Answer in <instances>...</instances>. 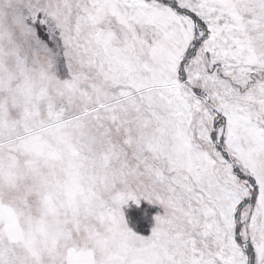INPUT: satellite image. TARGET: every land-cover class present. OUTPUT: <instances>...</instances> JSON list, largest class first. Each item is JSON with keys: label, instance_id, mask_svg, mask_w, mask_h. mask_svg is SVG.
I'll list each match as a JSON object with an SVG mask.
<instances>
[{"label": "snow or ice", "instance_id": "1", "mask_svg": "<svg viewBox=\"0 0 264 264\" xmlns=\"http://www.w3.org/2000/svg\"><path fill=\"white\" fill-rule=\"evenodd\" d=\"M0 264H264V0H0Z\"/></svg>", "mask_w": 264, "mask_h": 264}]
</instances>
